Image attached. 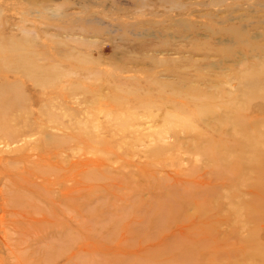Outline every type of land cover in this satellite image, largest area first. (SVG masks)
Segmentation results:
<instances>
[{"label": "rangeland", "instance_id": "rangeland-1", "mask_svg": "<svg viewBox=\"0 0 264 264\" xmlns=\"http://www.w3.org/2000/svg\"><path fill=\"white\" fill-rule=\"evenodd\" d=\"M180 1L0 0V264H264V0Z\"/></svg>", "mask_w": 264, "mask_h": 264}, {"label": "bare ground", "instance_id": "bare-ground-1", "mask_svg": "<svg viewBox=\"0 0 264 264\" xmlns=\"http://www.w3.org/2000/svg\"><path fill=\"white\" fill-rule=\"evenodd\" d=\"M140 2H142V3H147L149 0H139ZM153 3H154V5H163L162 7H164V8H166L165 6H164V4H167V3H172V6L170 7V8H168V10H170V11H168L170 14H171V16H173V21H172V23L175 21V18L176 17H178V15L182 18V20L183 21H181V22H176V24H178L179 23V25L181 24V23H186L185 24V27H186V25H188V23H190L191 22V20H190V18H188L189 20V22H186V20L184 21V18L186 17V16H188V15H190V14H192L191 12V9L190 8H188V3H184V2H182V1H180V0H153ZM158 8H159V6H158ZM167 9V8H166ZM180 10V12H179V14H177V12ZM2 11H3V9H2ZM114 15V14H113ZM53 17H56L57 19H59V20H62V19H64L65 18V12H64V9H62V8H57L56 10H54L53 11V15H52ZM117 16H118V14H117ZM116 16V17H117ZM122 16V15H121ZM120 16V17H121ZM124 16V15H123ZM122 16V17H123ZM126 17V16H125ZM111 18V17H110ZM112 19H114V18H112ZM186 19H187V17H186ZM163 20V19H162ZM100 21V24H104V21H102V20H99ZM115 21V20H114ZM113 21V22H114ZM118 21V20H117ZM5 22V21H4ZM113 22H109L107 25V27L109 28V27H111V26H115V25H121V26H124L125 24H122V23H118V22H116V23H113ZM170 22V21H169ZM1 26H2V23L0 24ZM7 25L8 24H5L4 26H3V28H6L7 29ZM170 25H171V23H170ZM184 26V25H183ZM188 27V26H187ZM6 29H2L1 31H2V36H1V38H0V41H2L3 39H6L7 37H5L6 35H5V31H6ZM91 31H93V30H91ZM28 34V33H27ZM12 34H10V36H11ZM140 35V34H139ZM237 35H238V33H237ZM33 38V40H34V36L32 37ZM20 39L22 40V41H26V38L25 37H20ZM18 40V39H17ZM80 41V43H81V45H83V46H87V45H91L92 44V42H90V40H88L87 38H83L82 40H79ZM12 43H16L15 41H11ZM12 45V44H11ZM84 63H87L88 61L85 59L84 61H83ZM26 64V65H25ZM24 65H23V67H27V64L29 65V63H25ZM18 67H21L20 65H17ZM4 67H6L5 65H4V62H2V63H0V69H1V71L3 72V68ZM8 69V68H7ZM12 68H9L8 69V71H10V73H8L10 76H7L6 78H3V79H1L0 80V138L2 139V140H7V141H11L12 139H15V137H16V133L14 132V130H13V128L10 126V124H9V122H10V118H12V120H15L16 118H14L13 116H15V114H16V111L17 110H15V106H22V107H24L25 106V104H27L26 103V101H28L27 100V98H25L24 97V95L22 94V84L20 83L21 81L18 79V77H16V76H14L13 74L14 73H12ZM28 75H32V72L30 71V70H28ZM39 82V81H38ZM10 88H14L15 90H17L19 93H11V92H6V90L7 89H10ZM174 90H175V88H174ZM21 107V108H22ZM21 108H19L18 107V109H20V111H22L21 110ZM20 113V112H19ZM13 115V116H12ZM10 117V118H9ZM15 122V121H14ZM4 142V141H3ZM40 144V143H39ZM37 146H38V144H37ZM34 149V148H33ZM216 154V153H215ZM255 155L256 156H258V152H256L255 153ZM258 162V161H257ZM17 181V180H16ZM66 181V180H65ZM64 183V182H63ZM78 183V182H77ZM60 184V183H59ZM196 184V183H195ZM76 185V184H75ZM218 187H220V184L218 185ZM74 191V190H73ZM72 191V192H73ZM64 194V193H63ZM69 194V193H68ZM66 197V199L68 198V196L66 195L65 196ZM65 197H63V199L65 198ZM70 198H71V196H70ZM66 199L65 200H63V202L65 201L66 202ZM72 199H73V197H72ZM72 199H70L71 201H72ZM55 204V203H54ZM63 204H65V203H63ZM64 206V205H63ZM63 208V207H62ZM63 222V221H62ZM257 253H258V251H256Z\"/></svg>", "mask_w": 264, "mask_h": 264}]
</instances>
